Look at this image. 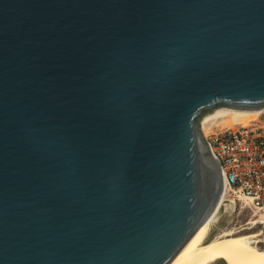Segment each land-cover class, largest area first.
I'll list each match as a JSON object with an SVG mask.
<instances>
[{
	"label": "water",
	"instance_id": "95a60500",
	"mask_svg": "<svg viewBox=\"0 0 264 264\" xmlns=\"http://www.w3.org/2000/svg\"><path fill=\"white\" fill-rule=\"evenodd\" d=\"M263 105L264 0H0V264H170Z\"/></svg>",
	"mask_w": 264,
	"mask_h": 264
},
{
	"label": "built area",
	"instance_id": "2783aa9c",
	"mask_svg": "<svg viewBox=\"0 0 264 264\" xmlns=\"http://www.w3.org/2000/svg\"><path fill=\"white\" fill-rule=\"evenodd\" d=\"M204 137L218 160L224 196L238 204L240 211L250 212L246 222H251V227L264 226L263 127L239 124L216 129Z\"/></svg>",
	"mask_w": 264,
	"mask_h": 264
},
{
	"label": "bare ground",
	"instance_id": "6f19581e",
	"mask_svg": "<svg viewBox=\"0 0 264 264\" xmlns=\"http://www.w3.org/2000/svg\"><path fill=\"white\" fill-rule=\"evenodd\" d=\"M261 108L235 109L216 106L212 112L200 118V130L203 136H207L214 131L215 127L220 129L239 124L252 125L251 122L256 120L262 112ZM217 121L219 123L211 128L210 126ZM223 195L224 183L219 205L200 223L170 264H214L222 259L227 260L228 264H264V249L258 246L260 241L263 242L259 232L233 233L223 230L210 236L213 225L222 211L223 200H226Z\"/></svg>",
	"mask_w": 264,
	"mask_h": 264
},
{
	"label": "rangeland",
	"instance_id": "374dc122",
	"mask_svg": "<svg viewBox=\"0 0 264 264\" xmlns=\"http://www.w3.org/2000/svg\"><path fill=\"white\" fill-rule=\"evenodd\" d=\"M261 109H262V112L259 114L258 118L256 120L252 121L251 123H252V125L254 123L255 125L262 126L264 129V105ZM199 122H200V120H199ZM217 123H219V122L217 121V122L213 123L212 126H210V127L213 128V126L217 125ZM208 130H210V128ZM208 130H207V132H208ZM214 130H216V127L214 128ZM225 207L227 208L228 204H226ZM219 215H218L219 218L217 217L218 220H216V222L213 225L210 236H212L215 233H220L223 230L228 231V232H233V233H252V232L257 233L259 230L261 232V234H259L260 238H264V228H263L264 226L256 225L254 227L253 226L251 227L250 224H245V223H247L246 221L251 218L250 212L247 209H241V211H240L238 209V204L235 206L234 209L228 210L227 212H225L221 216H219ZM245 226H250L251 228L245 227ZM259 236H258V238H259ZM258 246L260 248L264 249V241L263 242L260 241L258 243ZM214 264H228V262H227V260L222 259V260H220V262H216Z\"/></svg>",
	"mask_w": 264,
	"mask_h": 264
}]
</instances>
